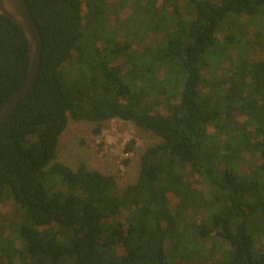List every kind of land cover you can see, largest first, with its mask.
Segmentation results:
<instances>
[{
    "label": "trees",
    "instance_id": "1",
    "mask_svg": "<svg viewBox=\"0 0 264 264\" xmlns=\"http://www.w3.org/2000/svg\"><path fill=\"white\" fill-rule=\"evenodd\" d=\"M27 2L43 59L0 127L23 243L6 255L2 237L0 264H264V179L222 168L251 155L264 171V23L242 22L264 15V0ZM29 64L24 31L0 14V106ZM70 117L95 133L121 118L161 138L140 180L120 187L56 161Z\"/></svg>",
    "mask_w": 264,
    "mask_h": 264
},
{
    "label": "rangeland",
    "instance_id": "2",
    "mask_svg": "<svg viewBox=\"0 0 264 264\" xmlns=\"http://www.w3.org/2000/svg\"><path fill=\"white\" fill-rule=\"evenodd\" d=\"M187 1L189 0H180L182 6ZM242 22H246V28L250 26L258 29L264 23V15L246 16L242 18ZM258 50L259 57L264 59V55L260 54L262 53L261 49ZM94 128L95 123L93 122L77 121L70 117L66 129L60 136L56 161L63 162L73 169L84 163L90 169L114 175L120 187L138 182L142 177V154L149 146L159 143L161 138L135 123L121 118H112L106 121L100 133H95ZM252 158L249 155L246 167L239 166L234 162H225L222 168L233 169L246 176L260 175L261 179H264V171ZM244 164L246 165V163ZM205 189L209 188L205 187ZM11 201L13 202L12 197L5 188L3 201L0 205V222L3 216H9L10 220L4 224L0 223V239L5 238L6 255L22 248L23 244L18 235L15 218L11 217L10 212L15 205ZM171 204L176 206V200L173 199ZM210 209L211 207L207 211L202 209L198 217L210 216ZM18 263L19 260L15 264ZM58 264H76V260L75 258H62Z\"/></svg>",
    "mask_w": 264,
    "mask_h": 264
},
{
    "label": "water",
    "instance_id": "3",
    "mask_svg": "<svg viewBox=\"0 0 264 264\" xmlns=\"http://www.w3.org/2000/svg\"><path fill=\"white\" fill-rule=\"evenodd\" d=\"M0 14L17 23L27 37L30 46V64L23 84L17 88L0 106V127L16 111L21 101L36 83L43 59V37L27 0H0ZM5 185L0 180V204Z\"/></svg>",
    "mask_w": 264,
    "mask_h": 264
}]
</instances>
